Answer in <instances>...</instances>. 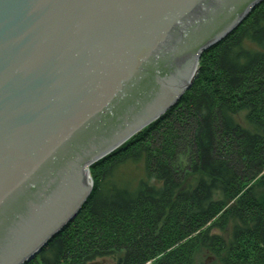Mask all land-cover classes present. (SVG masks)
Listing matches in <instances>:
<instances>
[{
  "label": "water",
  "instance_id": "1",
  "mask_svg": "<svg viewBox=\"0 0 264 264\" xmlns=\"http://www.w3.org/2000/svg\"><path fill=\"white\" fill-rule=\"evenodd\" d=\"M264 0H0V264L81 210L89 167L192 85Z\"/></svg>",
  "mask_w": 264,
  "mask_h": 264
},
{
  "label": "trees",
  "instance_id": "2",
  "mask_svg": "<svg viewBox=\"0 0 264 264\" xmlns=\"http://www.w3.org/2000/svg\"><path fill=\"white\" fill-rule=\"evenodd\" d=\"M126 164L142 174L119 179ZM89 172L78 215L25 264H264V1Z\"/></svg>",
  "mask_w": 264,
  "mask_h": 264
},
{
  "label": "rangeland",
  "instance_id": "3",
  "mask_svg": "<svg viewBox=\"0 0 264 264\" xmlns=\"http://www.w3.org/2000/svg\"><path fill=\"white\" fill-rule=\"evenodd\" d=\"M142 174L141 168L133 164H126L121 166L117 171V177L119 179H131L135 180Z\"/></svg>",
  "mask_w": 264,
  "mask_h": 264
}]
</instances>
